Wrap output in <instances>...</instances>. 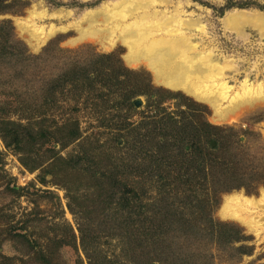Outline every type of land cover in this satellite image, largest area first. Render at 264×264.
Segmentation results:
<instances>
[{"label": "rangeland", "instance_id": "obj_1", "mask_svg": "<svg viewBox=\"0 0 264 264\" xmlns=\"http://www.w3.org/2000/svg\"><path fill=\"white\" fill-rule=\"evenodd\" d=\"M22 1L26 2L27 5L20 14L4 15L0 17V20H10L12 22L15 37L26 46L29 54L49 56L47 59V73H50V75L59 70H65V73L70 72L77 56L78 59L89 57L86 66L91 73H95L96 69L101 67L96 56L113 55L114 59L111 63L115 70L120 71V67L123 66L136 71L143 77L141 80L144 81V79L149 78L155 88L181 94L207 107V119L211 124L233 126L241 134L250 132V135L242 136L243 143H246L249 139V142H258L259 145L253 144L251 149H246L247 154L250 157L256 156L258 159L264 157V150H261L262 153L258 147L262 146L264 148V24H258L248 19L256 15L264 16V9H260V7H264V0H175L186 4L184 10L186 18L198 19L201 22V27L191 33L192 41L198 44L199 50L208 56H212L215 62L221 66H229V69H226V77L228 85L231 86V94L241 93L245 87L253 90L252 101L256 99V102L254 101L242 107L232 117L233 119L227 122H216L213 117V109L207 103L195 99L194 96L183 90L171 89L156 83L153 74L147 67L129 65L125 60L127 49L124 46L103 48L94 39L82 37L81 31L88 27L85 22L86 15L93 10L100 9L103 5L110 9L119 0ZM230 3H249L251 5L247 8L235 6L231 9H225ZM239 14H243L248 18L244 17L245 21L227 23L226 19L229 15L237 17ZM98 26L100 24L96 25L97 28H99ZM32 32L45 40L39 49L31 47L28 41L29 33ZM110 68L105 67L107 71H104V74H108L111 71ZM3 69H5V73L0 81V107L4 108V112L9 116L11 114L9 112L11 104L14 107L16 102L10 89L11 82L7 76L10 66L5 65ZM95 78L96 76L93 79ZM109 78L105 79L107 86L101 85L100 80H97V83L93 86L87 82L86 91L82 92L73 89V85L69 83L65 85L63 90L59 89V91L64 92L59 96V104L48 105L43 108L42 113H45V116L49 119H56L59 122H63L64 119H79L81 132L83 137L87 139L83 146L86 145L89 153L88 157L79 160L75 157L74 164L70 165L73 169L68 170L65 166L61 167V172H64V182H60V186L55 185L51 176L46 174L45 168L36 170L33 173L29 171L21 163V156L14 150L7 148L0 137L1 254L16 259H28L29 264H43L32 259L35 257V253L40 251L47 238L55 235L50 228L56 224H68L77 230V223L84 221L89 225L91 237L95 240L94 250L93 248L90 249L103 257L119 261L122 264L124 257L121 230H110L108 227V224H110L109 217L105 216L103 219L97 216L95 207L101 203L100 207L103 209L108 207L118 208V200L123 197V193L126 191L124 180L134 179L135 176L131 174L130 169L127 168L128 170H126L124 164L129 165L135 160L134 156L138 154L140 148L144 149L141 154L146 155V152L143 151H146L147 148H145L143 142L141 143L140 139L147 130L146 126L151 125L150 120L154 115V110L148 108L145 97H135L130 101V104L124 102L126 92L137 82H130V85L125 87L110 82ZM121 79L129 81L124 79L123 76ZM47 80L43 81L40 87L37 86V89H33L30 93H24V84L22 82L18 83L22 97L19 101H22V105L17 109L20 111L11 114L9 117L15 120L18 119L19 115L27 117L25 113L28 112V108H31L29 105L31 103V105H35V103L41 101L40 89H44L49 85ZM131 103H134L133 108L130 106ZM174 103L168 102L165 104L168 111H176ZM223 104L224 106L229 105L226 101ZM134 127H140L141 131L130 133V130ZM52 130H55V128H52ZM134 137L137 138L134 139ZM56 139H61V135H57ZM138 141L141 143L140 145L137 144ZM81 143L78 141L65 150H61V146L52 141L46 146V149L53 147L57 152H60L62 157L69 158L80 153ZM49 156H52V154H49ZM258 159H256V167L253 165V170L256 168L257 171L263 172L264 161L258 162ZM109 163L112 165L110 168H108ZM114 164L118 169L112 171V175L119 179L116 184L120 183V185H116L113 202L108 206L104 205L106 203L104 197H101V194L92 187L96 184L94 175L106 174L112 170L111 167H114ZM71 174H73L72 177ZM41 177L45 182L41 181ZM129 184L131 185V182ZM65 186L73 187L75 196L78 199L79 206L76 204L77 216H74L69 210V198ZM262 190H264L263 186L252 193L241 189L219 196L218 205L212 213L213 219L233 224L243 230L245 235L250 237V240L237 246L245 245L251 247L252 251L251 254L240 258L229 249L223 251L213 247L215 264H264V234L261 237L256 236L241 223L225 219L220 215V209L227 195L238 193L248 197H258ZM48 193H51V195ZM145 193L146 199H151L155 195L151 185L145 186ZM55 197L59 198L58 201ZM84 202L89 204V211L92 212L86 218L82 216ZM21 227H25L26 231L21 230ZM14 233L26 234L30 242L24 238L14 236ZM228 258L232 261H227ZM54 263L88 264V259L78 240V249L70 246L63 247L57 252Z\"/></svg>", "mask_w": 264, "mask_h": 264}, {"label": "trees", "instance_id": "obj_2", "mask_svg": "<svg viewBox=\"0 0 264 264\" xmlns=\"http://www.w3.org/2000/svg\"><path fill=\"white\" fill-rule=\"evenodd\" d=\"M26 5L22 0H0V17L20 14ZM250 5L230 3L225 9L235 6L247 8ZM48 58L46 55L29 54L26 46L15 37L12 22L0 20V81L5 73L4 66H10L7 76L16 102L14 107L10 103L9 112L17 113L22 105V101H19L22 97L18 83L24 84V93H30L46 79L49 81L46 88L40 89L41 101L29 105L31 108L25 113L27 117L19 115L15 120L9 117L11 114L7 116L4 108L0 107V137L7 148L21 156V163L29 171L33 173L45 168L46 174L51 176L57 186L64 182L61 167L73 169L70 165L74 164L75 157L79 160L89 154L86 145L83 146L87 139L83 137L79 119H64L59 122L42 113L44 106L59 104V96L64 93L59 89L63 90L70 83L73 89L82 92L86 91L87 82L93 86L100 80L101 85L107 86L105 79L109 77L110 82L125 87L134 81L137 83L126 92L124 102L130 104L135 97H145L148 108L154 110L151 125L147 127L146 123L149 122L145 123L147 130L140 139L147 148L143 151L146 155L141 154L144 149L140 148L134 156L135 160L129 165L124 164L126 170L130 169L135 176L134 179L124 180L126 191L118 200V208L103 209L100 207L101 203L95 207L97 216L103 219L105 216L109 217L110 230H121L124 257L122 264H215L213 247L223 251L229 249L240 258L251 254V247L237 246L250 240L243 230L212 217L220 195L241 189L252 193L259 187H264V171H257L256 168L253 170L258 157H250L246 150L259 143L249 142V139L243 143L242 140V136L250 135V132L241 134L233 126L211 124L207 119V107L181 94L155 88L149 78L141 80L143 77L136 71L123 66L120 71L115 70L111 63L113 55L96 56L101 67L95 73H91L86 66L89 57L78 59L77 56L70 72L59 70L52 75L47 73ZM105 67H111L108 74H104L107 71ZM95 76L96 80L93 79ZM122 76L129 81H123ZM168 102H175L176 111H168L165 107ZM130 106L133 108L134 103ZM139 130L140 127H134L130 133ZM57 135H61V139H56ZM52 141L57 142L61 150L78 141L82 142L81 151L74 157H62L55 148L46 149ZM141 143L137 142L138 145ZM258 147L260 151L264 150L262 146ZM259 161H264V157ZM110 164L108 168L112 166ZM113 166L106 174L94 175L96 184L92 187L104 197V205L108 206L113 202L116 185H120L116 184L119 179L112 175V171L118 167L115 164ZM40 179L45 182L42 177ZM146 185H151L155 192L151 199H146ZM64 188L69 198V210L77 216L76 204L79 205L73 187ZM55 198L58 201L59 198ZM83 204L82 216L86 218L92 212L89 211V204ZM88 226L81 221L77 223V230L68 224L51 227L55 235L47 238L32 260L55 264L57 252L65 246L78 249L79 240L87 255L88 264H121L90 249L94 250L96 245ZM20 229L26 231L25 227ZM14 236L30 242L26 234L14 233ZM227 261L232 259L228 258ZM0 264H29V261L0 253Z\"/></svg>", "mask_w": 264, "mask_h": 264}, {"label": "bare ground", "instance_id": "obj_3", "mask_svg": "<svg viewBox=\"0 0 264 264\" xmlns=\"http://www.w3.org/2000/svg\"><path fill=\"white\" fill-rule=\"evenodd\" d=\"M185 7L186 4L175 0H119L110 9L103 5L89 12L85 20L88 27L81 35L94 39L103 48L124 46L129 65L147 67L156 83L183 90L207 103L213 109L216 122H227L242 107L256 100L252 101L253 90L245 87L241 93L231 94L226 77L229 66L215 62L192 41L191 33L201 27V22L186 18ZM244 17L247 16L229 15L226 20L231 24ZM248 19L264 24L262 15ZM28 41L35 49L45 42L33 32L29 33ZM225 101L229 105L224 106ZM220 215L241 223L261 237L264 234V190L258 197L227 195Z\"/></svg>", "mask_w": 264, "mask_h": 264}]
</instances>
